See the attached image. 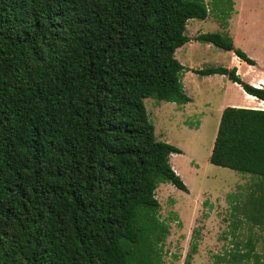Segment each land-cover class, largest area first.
I'll return each mask as SVG.
<instances>
[{
	"label": "trees",
	"instance_id": "16d2710c",
	"mask_svg": "<svg viewBox=\"0 0 264 264\" xmlns=\"http://www.w3.org/2000/svg\"><path fill=\"white\" fill-rule=\"evenodd\" d=\"M207 15L204 0H0V264H163L156 189L188 188L144 100H191L175 51ZM194 40L256 64L228 34ZM193 72L264 100L235 67ZM209 162L253 178L233 207L249 236L217 264H264V108L223 107Z\"/></svg>",
	"mask_w": 264,
	"mask_h": 264
},
{
	"label": "rangeland",
	"instance_id": "374dc122",
	"mask_svg": "<svg viewBox=\"0 0 264 264\" xmlns=\"http://www.w3.org/2000/svg\"><path fill=\"white\" fill-rule=\"evenodd\" d=\"M204 2L209 9L207 17L188 20L185 34L189 41L175 51L176 58L186 68H192L186 72L192 77L184 84L186 92L193 97V103L186 107L184 113L183 111L172 113V102L159 101L153 97L144 100L156 137L180 148V153L171 154L173 157H170V163L188 188V191H182L171 183L164 182L156 189L160 217L170 226V234L164 246L165 264H185L178 255L181 251V240L185 236L183 228L186 226L189 228L190 237L192 234L194 239L201 238L203 235L201 229H207V233L216 238L215 243L208 248L209 254L197 261L191 258L190 264H217V256L232 250L234 242L244 241L250 232L249 224L242 216L233 214V207L246 198L252 176L209 162L220 116L218 109L225 104V97L240 99L241 91L237 86L230 85L224 93L220 83L214 81L217 79L216 74L200 76L193 72V69L207 66H226L229 59V54L225 50L195 41L194 38L204 32L230 35L232 33L242 43L243 48L239 47L253 56L252 58L257 61V68L264 73V0H233V3L230 0H204ZM236 7L241 14L240 19L237 21L234 19L227 29V20L232 15L230 10ZM255 71L254 67H248L247 74ZM255 106L264 108V103ZM189 207L194 208L190 211V216L187 214ZM208 218L211 221L204 227V222ZM252 231L259 239L256 250H263L264 243L261 239L264 231L257 227ZM190 245L189 243V248ZM168 252L170 257L167 259Z\"/></svg>",
	"mask_w": 264,
	"mask_h": 264
},
{
	"label": "crops",
	"instance_id": "0c3cea01",
	"mask_svg": "<svg viewBox=\"0 0 264 264\" xmlns=\"http://www.w3.org/2000/svg\"><path fill=\"white\" fill-rule=\"evenodd\" d=\"M230 1H231V3H233V0H230ZM233 9L230 10V13H232V15H230L231 17L229 16L230 18H228V20L226 19L227 20V26H226L227 29H229V26H230L231 23H233L234 19H236V21H237V20L240 19V16H241V14L239 13V10L237 9V7L233 8ZM228 34L230 35V33H228ZM230 36L233 38L235 46H237V47L241 46L243 48L242 43H240V41L238 40L236 35H233L231 33ZM208 45H212V44H208ZM226 52L229 54V59H228L225 67H228V68L235 67L237 69V73L240 75V77L244 81H246V82H248V83H250L252 85H255V86H264V79H263L264 78V73H262L261 70H259L257 68V65H258L257 61L254 58H252L253 56L248 51H246V54L248 56L250 55L251 58L256 61L255 65H249V64L245 63L244 61L240 60L232 51H226ZM221 66H223V65H221ZM248 67H254L256 69V71L253 72L252 74H247ZM191 69L192 68H186L185 67V71H184L183 76H182V83H183L185 92H186V86H185L184 83H187V81L192 77L191 75L187 74L188 73L187 71H191ZM196 75H198V74H196ZM213 75H215V74H213ZM207 76H211V75H207ZM216 77H217V79L214 80V81L217 84L220 83L221 89H223L224 93L226 92L227 88H229L230 85H233L234 87L237 86L240 89V91H241V92H239V94L241 95L240 99H238L236 97H225L226 102H225V104H222L219 107V109H218L219 113H221V110L223 109V107H225L227 105L259 108V107L255 106V105L258 104V103H260V104L264 103V100L257 99L256 97L247 94L237 83H233L232 81H230L227 78V76L221 75V74H216L215 78ZM184 80H185V82H183ZM187 95L189 96L188 93H187ZM189 97L191 98V100L189 102L185 103V104H176V103L172 102V104H171V105H173L172 106V113H174V112L181 113L182 111L184 113V110L187 109L186 107L190 106V104L193 103V97H191V96H189ZM252 99H255V100H252ZM257 101H258V103H257ZM218 122H219V120H218ZM175 154H177V153H175ZM170 157L172 158L173 156L171 155ZM172 167L176 171V173L178 174V171L176 170V168L173 165H172ZM190 207H189V213H187V214H189V216L191 215L190 211L194 210V208L192 209ZM187 214H185V215H187ZM194 217H196V213L194 214ZM209 218H211V217H209ZM209 218L205 220L204 227H207L209 225V222L211 221ZM183 229H184L183 232L185 233V236H184V239L181 240L182 241L181 251H180V254L178 255L180 260H185L186 254L189 252V250L191 248V246L189 248L188 244L189 243L191 244L192 242L196 243V249H195L194 253H192V260L197 261V259L204 258L206 254H209L208 248H210L211 244L215 243V239L216 238L213 237L211 234H208L207 233V229L206 230L205 229H201V232H203V235H201V238H196V239L192 238V234H191V237H190V234L188 232L189 228L187 226L185 228H183Z\"/></svg>",
	"mask_w": 264,
	"mask_h": 264
},
{
	"label": "built area",
	"instance_id": "2783aa9c",
	"mask_svg": "<svg viewBox=\"0 0 264 264\" xmlns=\"http://www.w3.org/2000/svg\"><path fill=\"white\" fill-rule=\"evenodd\" d=\"M205 5H206V9H207V11L209 10L208 9V7H207V3H205ZM164 253H165V250H164ZM163 256H164V254H163ZM170 257V252H168V257H167V259ZM165 261V260H164ZM163 261V264H165V262Z\"/></svg>",
	"mask_w": 264,
	"mask_h": 264
}]
</instances>
